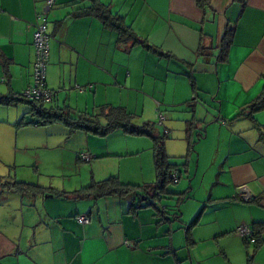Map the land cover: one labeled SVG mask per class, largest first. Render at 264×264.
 <instances>
[{
    "label": "crops",
    "instance_id": "crops-1",
    "mask_svg": "<svg viewBox=\"0 0 264 264\" xmlns=\"http://www.w3.org/2000/svg\"><path fill=\"white\" fill-rule=\"evenodd\" d=\"M46 1L0 0V97L21 95L31 84L33 34ZM92 2L121 17L166 56L118 46L116 33L97 17L78 15ZM46 19L45 81L57 91L52 105L73 116L121 107L139 122L154 123L161 114L166 154L180 173L177 183L185 175V184L174 191L169 186L160 196L164 219L151 206L130 211L131 196L78 199L74 193L109 177L142 185L152 183L155 174L150 142L143 143L148 151L143 160L136 143V149L118 151L122 157L137 155L136 163L120 161L108 168L97 155L116 153L90 147L85 136L86 152L73 155L77 162L81 154L89 157L88 183L60 191L37 185L47 193L36 196L0 194V264H264V235L254 251L235 232L264 223V109L251 116L248 110L264 94V0H208L205 10L197 0H54ZM230 28L227 57L216 62L221 37ZM10 108L0 107V140L7 156L13 149L14 168L30 149H60V141L49 147L37 136L54 126L17 128L21 118H33L27 109L10 119ZM190 120L196 125L188 154ZM60 132L78 135L67 128ZM170 140L179 144L176 155H170L175 147ZM242 187L252 196L249 202L241 201ZM77 217H86L88 224L80 225Z\"/></svg>",
    "mask_w": 264,
    "mask_h": 264
},
{
    "label": "trees",
    "instance_id": "trees-1",
    "mask_svg": "<svg viewBox=\"0 0 264 264\" xmlns=\"http://www.w3.org/2000/svg\"><path fill=\"white\" fill-rule=\"evenodd\" d=\"M233 1L240 4H244L245 2V0ZM197 5L205 10L208 6V0H197ZM78 15L97 17L105 28L116 33V43L118 46L126 48L140 46L146 51L157 54L158 56L160 55L164 57L165 55L158 52L155 47L149 45L145 40L138 38L133 30L124 23L121 17L111 15L108 9L99 3L92 2L90 7L84 8ZM232 33V28L227 29L221 37L216 62L225 61L231 45ZM189 79L191 81L192 88L195 91L193 80L191 77H189ZM54 92L56 97L57 91ZM52 102H31L21 98L20 95L0 97V106L14 107L18 104H25L28 106V112L26 115L32 117L33 119L26 121L25 117L21 118L16 124L17 128L28 125L46 126L51 124H60L67 128L70 134L80 131L97 137H106L114 131L121 130L127 136L147 137L152 143V158L155 173V180L152 183L142 185L124 184L120 182L117 177H109L103 181L91 183L74 194L78 197V199L79 197H92L93 199H96L110 196L118 198L131 196L132 204L130 205V211H135L138 207L151 206L155 209L156 215H158L160 219H164V211H162L157 204L160 202V196L162 194H167V187L177 184L180 174L177 166L170 162V158L166 154L165 142L167 140V131L163 129V133L162 131L157 132L156 125L152 122H142V124L135 123V116L128 113L121 107L104 106L100 109L99 114L97 115L82 113L77 116H73L68 108H58L56 105H52ZM262 109H264V94L249 106V115L251 116L253 113ZM195 125L196 122L192 120L186 123L185 131L188 154L193 152L194 143L191 132L194 130ZM81 155L79 156V160L81 162L89 161V159L87 161L82 160ZM173 175L177 177L176 183L173 182ZM3 192H14L20 195L33 196L47 193L44 188L37 185L18 182L15 179L6 177H0V194ZM51 192L59 197L64 196V194L56 191L51 190ZM249 230L250 236H247L248 238H242L245 245L251 244L253 250L256 251L262 245L264 223H254L249 227ZM250 239L252 242H250Z\"/></svg>",
    "mask_w": 264,
    "mask_h": 264
},
{
    "label": "rangeland",
    "instance_id": "rangeland-1",
    "mask_svg": "<svg viewBox=\"0 0 264 264\" xmlns=\"http://www.w3.org/2000/svg\"><path fill=\"white\" fill-rule=\"evenodd\" d=\"M27 109H28L27 105L18 104L10 108L8 116L11 119L12 114L16 115L14 112L20 111L22 113L23 111H27ZM160 117H162V115H160ZM139 121L140 119H135L134 122L137 124L138 123L142 124V122ZM164 121L165 120L162 119L160 122L159 118H157V115L155 116L154 124L158 126L157 130L159 132L161 130L162 133H163L162 124ZM50 126H54V127H45L47 129H42V131H39L41 133L37 134V136L40 139L44 138V140L46 141L48 140L50 143L49 147H54L56 145L58 147L59 144H56V142L60 141V149L56 150L55 148H53L52 150L51 149L45 150L46 146L44 147L43 150L30 149L27 151V153L23 154L24 157L23 160L17 162L19 165L17 168H14V166L12 165L13 159L10 158V155L14 154L13 149H10L8 151L9 156H7L6 148L4 145L2 146L3 142L0 140V177L14 179L15 176L17 175V181H20L18 179H24L23 181L24 183H28L32 185L52 187L58 189L59 191L62 190V188L74 189L75 187H77V185L79 186L84 184L83 181H85V183H88L87 181L90 178V173H91L90 170L84 168L89 163L79 162V161L77 162V160L75 161L77 153L79 154L81 151H83V153L86 152L84 150V147L86 146V140L84 139L85 136H88V138H90L88 142L90 147L97 149L99 151H103L106 149H113V151L116 153L115 157H108V158L103 157L100 154L97 155V159H100V161L97 162H105V164L108 163V165H104L105 167L107 166L108 168L111 166L110 163H114L115 165H117L119 164L120 161L122 162V165L124 163L125 164L132 163V165L136 163V160H138L137 155L133 157L119 156L122 154H118L120 153L118 151H124L126 147L129 146L130 149H136V143H139L140 145L138 147L139 149H141L139 150L140 154H138L140 157L139 160L141 159L143 160L146 157V154L148 153L146 148H144L143 143L147 144L148 142H150L152 146L151 140L142 139L147 137H142L141 139L137 140V137L127 136L121 130L114 131L113 133L109 134L106 137H97L90 134L84 135L82 134L84 132L77 131L76 132L78 134L77 136H79V138H77L76 135L74 136H64V134L62 135V132L60 131L65 130V128L62 127V125L60 124H55V125L53 124ZM55 128H60V129L58 130ZM124 140L126 141L124 142ZM46 141H43L42 145H45ZM169 143L175 145L170 155L174 153L176 155V153H178L180 149L178 147L179 146L178 142L176 143L175 141H172ZM78 149H81V151ZM21 151L23 152L25 150H23L22 148ZM73 152L76 153L75 156L73 155ZM172 161H178V163L181 162V160H174V159H172ZM124 167H126V165H124ZM194 169L195 168H193V171ZM33 171H35L36 173H34ZM131 172L132 171L130 170L128 172V175L132 176ZM154 180H155V174H154ZM184 180H185V175L183 177V181L181 185L178 183L177 185H170L169 191H174V189L177 186L184 185L185 184ZM164 199H166L165 200L166 204L164 205L165 206L169 205L167 203L168 198L165 196Z\"/></svg>",
    "mask_w": 264,
    "mask_h": 264
},
{
    "label": "built area",
    "instance_id": "built-area-1",
    "mask_svg": "<svg viewBox=\"0 0 264 264\" xmlns=\"http://www.w3.org/2000/svg\"><path fill=\"white\" fill-rule=\"evenodd\" d=\"M54 0H47L45 2L44 10L37 16V24L33 34V48H34V62L32 68V81L31 84L22 92L21 98L38 103H51L55 98V92L49 90L46 86V66L49 59V36L47 34L48 22L46 19V12L52 7ZM3 80L1 79V82ZM160 122L163 119L157 115ZM82 160L87 161L89 157L82 154ZM173 182H177V177L173 175ZM252 199L251 194L245 187L241 188V201L249 202ZM76 221L80 225L88 224L86 217H77ZM236 233L241 237L250 236V230L246 226H241L236 229ZM250 242L252 240L250 239Z\"/></svg>",
    "mask_w": 264,
    "mask_h": 264
}]
</instances>
